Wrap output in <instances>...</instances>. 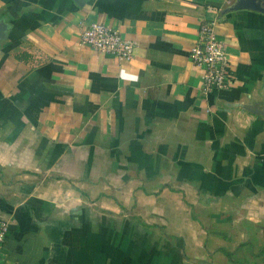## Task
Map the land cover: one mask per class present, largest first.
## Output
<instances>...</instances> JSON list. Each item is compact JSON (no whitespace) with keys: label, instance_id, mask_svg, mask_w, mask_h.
<instances>
[{"label":"crops","instance_id":"crops-1","mask_svg":"<svg viewBox=\"0 0 264 264\" xmlns=\"http://www.w3.org/2000/svg\"><path fill=\"white\" fill-rule=\"evenodd\" d=\"M237 1L0 0L6 264H264V10ZM202 19L228 55L206 93ZM94 20L131 58L78 42Z\"/></svg>","mask_w":264,"mask_h":264},{"label":"built area","instance_id":"built-area-1","mask_svg":"<svg viewBox=\"0 0 264 264\" xmlns=\"http://www.w3.org/2000/svg\"><path fill=\"white\" fill-rule=\"evenodd\" d=\"M78 42L108 53L118 60L131 58L134 41L122 36L118 29L103 21H89L79 26ZM189 60L199 68V88L203 93L213 88L228 85L226 70L227 51L217 36L214 22L202 19L196 30L195 39L188 52ZM7 225L0 221V244L4 241ZM0 264H6L0 258Z\"/></svg>","mask_w":264,"mask_h":264},{"label":"water","instance_id":"water-1","mask_svg":"<svg viewBox=\"0 0 264 264\" xmlns=\"http://www.w3.org/2000/svg\"><path fill=\"white\" fill-rule=\"evenodd\" d=\"M236 7H250L257 10H264V6L260 4V0H238ZM249 109V106H246Z\"/></svg>","mask_w":264,"mask_h":264}]
</instances>
